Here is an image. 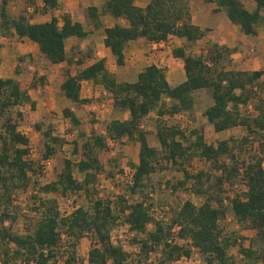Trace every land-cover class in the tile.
I'll return each instance as SVG.
<instances>
[{
    "label": "trees",
    "instance_id": "1",
    "mask_svg": "<svg viewBox=\"0 0 264 264\" xmlns=\"http://www.w3.org/2000/svg\"><path fill=\"white\" fill-rule=\"evenodd\" d=\"M136 1L104 0L100 7L88 6V17L95 28H103L104 44L118 65L126 63L125 51L131 41L144 38L148 42H161L176 36L184 44L174 47L172 52L183 60L186 79L172 85L166 68L152 63L139 72L135 81H119L108 69L106 58L87 64L92 53L79 55L78 62L84 67L76 74L69 68L62 72L61 89L65 97L74 104L91 103L92 98L82 97V87L83 81L92 80L112 96L115 108L128 112L129 116L110 120L103 132L93 128L88 135L79 130L78 135L84 141L79 144L75 140L73 151L81 152V157L66 158L56 180L33 184L31 174L36 169L30 159V138L19 130L13 112L26 104L36 109L37 102L29 89L46 85L47 76H39L35 71L29 89L23 88L13 76L0 77V264H84L78 252L83 238L93 241L88 264H173L183 256L191 257L194 249L201 254L203 264H235L230 247L239 241V250L247 263L264 264V68H228L233 65L236 47L218 42L210 44L204 54L189 52V45L211 31L210 27L193 21L191 0H150L144 7ZM206 1L216 3L215 11H224L246 35H257L264 24V0H255L257 8L253 11L243 0ZM9 2H0V38L17 36L20 42L35 43L52 64L71 63L68 39L77 37L81 41L91 33L69 11L53 15L47 21L33 22L26 12L13 16ZM28 5L35 13L48 14L60 8L61 0H28ZM105 15L125 19L128 24L105 26L102 21ZM2 46L0 41V49ZM24 59L25 56L20 57L21 61ZM201 89H207L212 99L203 114L215 131L242 126L246 135L241 141L231 136L209 143L203 127L186 130L178 124L163 122L166 116L194 112L198 106L195 93ZM251 101L254 112H244L240 106ZM152 113L159 117L156 135L160 147L150 143L149 130L144 125ZM63 114L74 129L80 128L82 119L72 107H65ZM18 115L23 116L20 111ZM35 126L43 136V156L50 160L66 140L55 135L51 126L43 129L41 122ZM125 139L140 145L138 162H130L132 178L124 192L113 199L101 196L97 188L100 177L111 173L105 169L100 155L110 149L111 141L123 143ZM249 143V155L242 156L240 148ZM195 156L208 161L209 170L191 172L186 165ZM160 166L163 169L179 166L183 178L167 184L174 191L189 189L202 196L204 202L197 205L186 200L173 210L168 220L156 219L152 212L154 202L148 200L155 188L152 176ZM76 169L84 174L82 180L75 176ZM238 180L244 188L231 194L227 185L234 187ZM32 185L36 190L35 222L26 231H16L15 197L18 191H27ZM81 191L86 193L90 206H78L70 214L61 212L56 199L42 197V194L66 196ZM229 213L244 229L255 233L248 238L226 233ZM120 220L134 232L132 243L140 244L139 252L134 254L112 241L111 231ZM151 224L153 228L149 227ZM175 226H179L178 236L183 242L171 240ZM246 240L248 245L244 244ZM152 253L160 254L157 262H149Z\"/></svg>",
    "mask_w": 264,
    "mask_h": 264
},
{
    "label": "rangeland",
    "instance_id": "2",
    "mask_svg": "<svg viewBox=\"0 0 264 264\" xmlns=\"http://www.w3.org/2000/svg\"><path fill=\"white\" fill-rule=\"evenodd\" d=\"M2 0H0L1 2ZM142 2V0H137ZM193 1V21L197 24H201L203 27H210L211 31L198 42L188 46L189 52L193 54H204L205 50L213 42H218L220 44L222 41L231 42L235 44L237 54L236 61L233 62L234 65H241L243 61H249L245 63L243 67H248L253 69L264 68V24L260 27L262 32V40H256L255 38H250L244 35V33L233 26L231 21H228L227 16L224 11L216 12L213 7L214 3L208 2L206 0H191ZM246 5H248V0H243ZM67 2L73 5L76 17L80 18L82 23L87 29L92 28V22L88 17L87 4L92 3L93 0H61V6L58 10H54L48 14L35 13L33 8L29 7L28 0H10L9 9L13 16H19L21 13L26 12L32 16L33 21H47L53 15H61L63 7ZM28 7V9H27ZM203 7V8H202ZM205 7V8H204ZM103 28L97 29L94 35L89 38H85L77 43H71L68 41V56L72 60L71 63H64L61 65L52 64L39 50V47L35 43H23L18 39L6 40L3 43V48H1L2 60L0 62V77L13 76L17 78L23 88H28L30 83L35 80V71L39 72L40 75H46L48 78V83L44 86H40L38 89H29L30 94L36 100V109H32L30 104L23 106H18L14 109V118L19 124V130L25 133L30 138L31 144V154L30 159L34 163L36 171L31 174L32 182L39 184H46L50 181L56 180L60 170L64 167V160L66 158H71L73 160H78L81 157V152L78 154L74 153V141L77 140L79 144H82L84 137L78 135V131H84L88 135L91 134L92 129L95 128L99 132H103L105 125L112 119H126L129 113L117 109L114 107L112 96L105 90V88L100 85L96 86L90 82L87 86L85 83L83 95L86 92H92V102L88 104H74L69 99L65 97L64 92L61 89V73L64 69H70L72 72L77 73L84 67V64L80 65L78 62L79 55L82 56L88 52L92 53V58L87 60V64L91 61L100 58L104 52L102 43ZM243 36V38H240ZM2 38V37H1ZM0 38V39H1ZM184 44L180 39H176L169 43L171 48L180 46ZM227 44V43H226ZM100 46V47H98ZM168 45L165 47H153L151 52L154 50H167ZM149 54V53H147ZM21 56H25L24 60H20ZM164 59L161 62L162 66L167 70V76L172 85H175L181 81L182 77L175 76V71L182 70V60L180 58H174L171 53L163 55ZM242 59V61H241ZM160 60V59H159ZM150 62V59L143 56L138 60L136 66L138 69L145 68L146 63ZM85 63V65H87ZM165 63V64H164ZM164 64V65H163ZM108 69L112 73L115 70V62L109 61L107 63ZM242 67V65H241ZM137 70V69H136ZM135 70V71H136ZM116 74H113L119 81L122 79L133 80L136 77V72L128 75L126 77V69H117ZM89 89V91H88ZM198 99V106L194 112H181L174 117H164L163 122L169 124H178L186 130H190L194 127H203L205 130L206 140L209 143H216L220 139L229 138L234 136L238 140L246 135V130L242 126L236 128L217 132L215 131L213 125L204 116V110L212 103L209 91L207 89H201L195 93ZM65 107H73L77 115L82 119V124L79 129H74L71 121L66 118L63 114V109ZM23 114L19 117L18 112ZM158 116L155 113L149 115L145 121L144 125L149 130V141L152 145L160 147V142L156 135ZM95 119L98 122L93 123L92 120ZM41 122L43 129H47L51 126L54 130V134L63 137L66 143L63 145L56 156H53L49 161L44 158V140L42 133L36 129L35 124ZM139 143L131 142L125 139L123 143L111 141L110 149L105 150L101 153L100 158L102 160L105 169L111 173L110 175H102L100 181L97 184V188L101 196L113 199L114 196L124 192L125 185L129 182L130 175L132 174V168L130 162H138L139 159ZM251 148L250 143L245 144V147L240 148V153L242 156H248L249 150ZM165 163H163V166ZM186 167L191 172H197L201 169L209 170V162L205 159L195 156L186 165ZM75 176L77 179L82 180L84 174L79 172L78 169L75 170ZM183 172L180 167L169 166L167 169H163L162 166L159 167L158 171L153 174V183L155 188L151 191V196L148 202L153 201L154 205L152 208L153 214L158 212L157 210H162L168 212V216L173 212L175 208L182 205L186 200H192L197 205L204 202L202 196L196 195L193 191L189 189H181L174 191L171 186L167 184L168 181L177 182L183 178ZM30 187L27 191L20 190L17 192L15 205L18 210V221L14 226L16 231H26L27 228H32L35 222V215L33 209L35 207V201L33 195L36 194L35 186ZM228 191L232 194L234 191H240L244 188L241 180L236 182V186L230 187L227 185ZM189 188V186H188ZM44 198H54L57 200L59 208L63 214H70L78 206H85L89 208L90 202L86 197V193L81 191L77 193H69L66 196L57 194H42ZM138 198V197H137ZM133 199H136L134 197ZM132 199V200H133ZM14 205V206H15ZM33 217V218H32ZM119 223H124L120 220ZM226 233H233L236 237L244 236L246 238L252 236L255 231L250 229H244L239 222L233 217L231 213L228 214V219L225 222ZM153 228L151 224L149 226ZM115 236L122 235L126 241V249L132 253L139 252V243H132V238L129 232L124 228L120 232H116ZM67 242V237L64 238ZM245 245H248V240L245 241ZM240 241L238 244L230 247V255L234 257L235 264H249L244 255L240 252ZM93 246V241L90 238H83L79 243V257L84 260V264H88V253ZM158 256L160 254L152 253L149 262H157ZM193 261L202 260L201 254L194 249L192 254ZM142 263V262H139ZM183 263L188 264V262L183 261ZM203 263V262H202ZM133 264V263H132ZM137 264V263H134ZM144 264V262L142 263ZM172 264V263H168ZM175 264V262L173 263Z\"/></svg>",
    "mask_w": 264,
    "mask_h": 264
},
{
    "label": "crops",
    "instance_id": "3",
    "mask_svg": "<svg viewBox=\"0 0 264 264\" xmlns=\"http://www.w3.org/2000/svg\"><path fill=\"white\" fill-rule=\"evenodd\" d=\"M150 0H142V2H138V1H136V3L138 4V5H140V6H146L147 4H148V2H149ZM103 2H104V0H93V2L92 3H88L87 4V6H85V7H87L88 8V6H90V5H96V6H98V7H100L102 4H103ZM192 3H193V1H191V8H192V12H193V6H192ZM214 2H212V4H213ZM247 6V8L249 9V10H251V11H253V10H255L256 8H257V3H256V1L255 0H248V5H246ZM213 7L214 8H216L217 7V5H216V3H214V5H213ZM203 8V7H202ZM205 8V7H204ZM60 11H69V12H71L72 13V15H73V17L76 19V20H78V21H81L80 20V18H78V16L76 17V15H75V12H74V8H73V5L70 3V2H67V4H65V6L63 7V9H61ZM192 15H194V13H192ZM193 18H194V16H193ZM228 19V18H227ZM32 21H33V19H32ZM102 21H103V23H104V25L105 26H112V25H114L115 23H117V22H120V23H123V24H128V22L125 20V19H116V18H114V17H112V16H109V15H105V16H103L102 17ZM228 21H230V20H228ZM33 22H42V21H33ZM82 22V21H81ZM230 23H232V22H230ZM233 24V23H232ZM201 25V24H200ZM202 26V25H201ZM233 26H235L237 29H240V27L238 26V25H235V24H233ZM86 28V27H85ZM101 28H98V30H100ZM86 30H88V31H90L91 33H90V35L88 36V38L91 36V35H94L95 33H96V31H97V28H95V26H94V24H92V28H90V29H87L86 28ZM104 32V31H103ZM245 35V34H244ZM246 36H248V37H250V38H255L256 40H262V37H263V35H262V32L260 31V28H259V33L257 34V35H246ZM104 38H105V34L103 33V36H102V43L100 44V45H103V49H102V52H104V54L100 57V58H106L107 59V63L109 62V61H114L115 62V70L114 71H112V73L113 74H116V70L117 69H126V77L128 76V75H131V74H133V73H135L136 72V77H135V79H133V80H130V79H127V78H125V79H122V81H135L136 79H137V77H138V74H139V72H141L143 69H144V67L143 68H141V69H138V66H136V63H138V60L140 59V58H142L143 56H146L147 58H149L150 59V62H148V63H146V66L147 65H149V64H152V63H154V64H157L158 66H161V67H163L162 66V64H161V62H163L164 61V59L162 58L163 57V55H165V54H168V52H170L171 53V56L172 57H174V55H173V48H171V46H169V43H171V42H173L174 40H178V38L176 37V36H171L168 40H166V41H161V42H148L146 39H144V38H140V39H138V40H133V41H131L129 44H128V46H127V48H126V51H125V53H126V63L124 64V65H118L117 63H116V57L111 53V51H110V49L108 48V47H106L105 46V44H104ZM240 38H243L244 39V37L243 36H240ZM13 40V39H18L17 38V36H13V37H11V38H7V37H5V36H3L1 39H0V41L2 42V45H3V43H6V40ZM84 40V39H83ZM68 41H70L71 43H77L78 41L80 42V40L77 38V37H70L69 39H68ZM68 41H67V43H68ZM82 41V40H81ZM30 43H32V42H30ZM222 43H227L226 45H228V46H231V47H233V46H235V44H232L231 42H226V41H222ZM169 46V47H167V50H154V52H151V50H152V46L153 47H165V46ZM98 47H100V46H98ZM1 48H3V46L1 47ZM151 49V50H150ZM67 50H68V45H67ZM0 52H1V50H0ZM147 53H149V54H147ZM237 54H242V53H234V55H233V57L235 56L236 58L239 56H237ZM2 55V54H1ZM243 55V54H242ZM241 55V56H242ZM174 58H176V57H174ZM236 58H234V61H236ZM99 59V58H98ZM160 59V60H159ZM182 60V59H181ZM95 61V60H94ZM94 61H91L90 63H92V62H94ZM161 61V62H160ZM241 61H242V59H241ZM249 61H243V62H241V65H242V67H241V65H234V67L233 68H236V69H251V68H248L247 66L246 67H243V65L245 64V63H248ZM64 63H69V61H64V62H61V63H58L57 65H61L60 67H62L63 66V64ZM165 64V63H164ZM163 64V65H164ZM145 66V67H146ZM137 69V70H136ZM260 69V68H259ZM136 70V71H135ZM71 73L72 74H76L75 72H72L71 71ZM174 75L175 76H180V77H182V79H181V81H179L178 83H180V82H182V81H184L185 79H186V74H185V69H184V63H183V60H182V70H178V71H175V73H174ZM61 78H62V73H61ZM116 78H117V76H116ZM92 80H86V81H83V87H82V97H89V98H92V97H90L91 95H92V92H90L89 91V89H88V91L89 92H86L87 94H84L83 95V91H84V85H85V83L87 84V86H89L90 85V82H91ZM61 83H62V79H61ZM92 83L94 84V85H96L93 81H92ZM178 83H176V84H178ZM175 84V85H176ZM96 86H100V85H96ZM72 109H74L73 107H72ZM230 130V129H229ZM225 131H227V130H225ZM223 132V131H222ZM228 219V218H227ZM254 231V230H253Z\"/></svg>",
    "mask_w": 264,
    "mask_h": 264
},
{
    "label": "built area",
    "instance_id": "4",
    "mask_svg": "<svg viewBox=\"0 0 264 264\" xmlns=\"http://www.w3.org/2000/svg\"><path fill=\"white\" fill-rule=\"evenodd\" d=\"M242 108V110L245 112L247 110L248 113H253L254 112V103L251 101L249 102V104L247 106H243L241 105L240 106ZM114 142V141H113ZM49 161V160H48ZM132 173H133V170H132ZM132 178V174L130 175V179ZM129 179V180H130ZM155 210L154 208H152V211ZM156 211V210H155ZM158 212H156L155 214H153L155 216L156 219L158 220H168L169 216H168V212H165V211H162V210H157ZM126 229L128 232H129V235L130 236H134V232L132 230H130V227L127 223H118L111 231V236H112V241L115 243V244H121L125 249H126V241L125 239H123L124 237L122 235H119L118 236H115L114 234L116 232H120L121 230L123 229ZM178 230H179V226H175L173 228V236L171 238V240H174V241H177V242H183L184 240L181 239L179 236H178ZM63 238L66 237V234L63 233L62 234ZM127 250V249H126ZM183 261H186L188 262V264H203L202 263V260H195L193 261V256L191 257H186V256H183L181 257L179 260H177L175 262V264H186V263H183ZM132 264V263H131Z\"/></svg>",
    "mask_w": 264,
    "mask_h": 264
}]
</instances>
